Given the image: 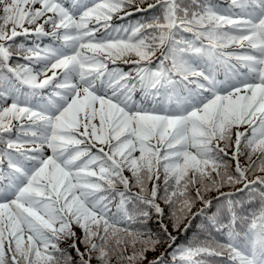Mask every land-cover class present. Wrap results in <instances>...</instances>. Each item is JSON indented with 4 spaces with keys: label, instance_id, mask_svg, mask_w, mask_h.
<instances>
[{
    "label": "snow or ice",
    "instance_id": "snow-or-ice-1",
    "mask_svg": "<svg viewBox=\"0 0 264 264\" xmlns=\"http://www.w3.org/2000/svg\"><path fill=\"white\" fill-rule=\"evenodd\" d=\"M0 264H264V0H0Z\"/></svg>",
    "mask_w": 264,
    "mask_h": 264
},
{
    "label": "trees",
    "instance_id": "trees-1",
    "mask_svg": "<svg viewBox=\"0 0 264 264\" xmlns=\"http://www.w3.org/2000/svg\"><path fill=\"white\" fill-rule=\"evenodd\" d=\"M221 2H222V0H221ZM143 18H144V14H137L133 19H143ZM251 207H253V208L258 207V204H253ZM198 223H199V221H197V224ZM196 231H197V229L194 227L191 231H189L187 237H184L183 235H181L179 243H184L185 239H191L193 237V233H195Z\"/></svg>",
    "mask_w": 264,
    "mask_h": 264
}]
</instances>
